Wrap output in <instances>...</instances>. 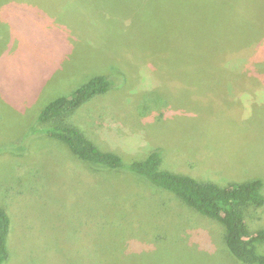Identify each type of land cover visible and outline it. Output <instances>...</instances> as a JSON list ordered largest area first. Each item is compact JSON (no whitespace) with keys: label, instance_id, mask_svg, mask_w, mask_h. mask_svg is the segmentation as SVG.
<instances>
[{"label":"rangeland","instance_id":"rangeland-1","mask_svg":"<svg viewBox=\"0 0 264 264\" xmlns=\"http://www.w3.org/2000/svg\"><path fill=\"white\" fill-rule=\"evenodd\" d=\"M205 1L0 0L5 264H247L221 222L81 159L38 120L103 75L111 89L69 118L102 150L130 163L159 148L162 168L221 186L264 181V0ZM203 26L232 39L211 42L212 59ZM245 216L264 228V205Z\"/></svg>","mask_w":264,"mask_h":264},{"label":"trees","instance_id":"trees-1","mask_svg":"<svg viewBox=\"0 0 264 264\" xmlns=\"http://www.w3.org/2000/svg\"><path fill=\"white\" fill-rule=\"evenodd\" d=\"M207 0L205 2H210ZM207 7L212 5L206 3ZM210 9V7H209ZM195 9H193V12ZM192 24V25H191ZM190 27H198L191 21ZM209 26V25H208ZM200 34L207 42L205 56H215L212 43H230L225 39L218 41L220 29L203 26ZM190 49H201L193 33H188ZM210 43V44H209ZM212 62V61H211ZM113 82L106 76L98 75L80 86L72 95L62 96L50 102L40 113L38 120L48 122L53 136L64 140L71 150L81 159L102 167L125 169L148 180L152 185L167 189L180 197L189 207L203 215L221 222L225 227V241L231 253L247 264H264V253L259 247L264 243V228L252 232L245 216V207H262L264 205V181L254 179L241 183L221 186L212 180L197 179L191 175L178 173L162 168L163 155L156 148L142 160L126 163L118 153L102 150L88 138L69 118L77 109L96 96L105 94L111 89ZM11 218L0 203V264L10 257L8 236Z\"/></svg>","mask_w":264,"mask_h":264},{"label":"crops","instance_id":"crops-1","mask_svg":"<svg viewBox=\"0 0 264 264\" xmlns=\"http://www.w3.org/2000/svg\"><path fill=\"white\" fill-rule=\"evenodd\" d=\"M0 184H1V179H0ZM0 203H1V201H0ZM1 205L6 209V207L1 203ZM7 210V209H6Z\"/></svg>","mask_w":264,"mask_h":264}]
</instances>
